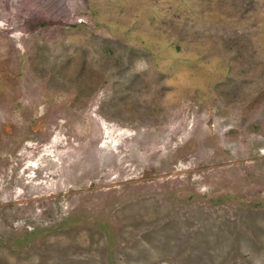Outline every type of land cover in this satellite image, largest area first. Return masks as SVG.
Instances as JSON below:
<instances>
[{
  "label": "rangeland",
  "instance_id": "obj_1",
  "mask_svg": "<svg viewBox=\"0 0 264 264\" xmlns=\"http://www.w3.org/2000/svg\"><path fill=\"white\" fill-rule=\"evenodd\" d=\"M0 264H264V0H0Z\"/></svg>",
  "mask_w": 264,
  "mask_h": 264
}]
</instances>
